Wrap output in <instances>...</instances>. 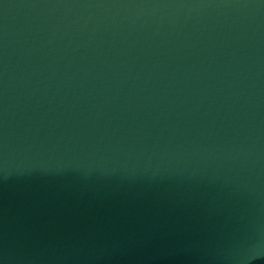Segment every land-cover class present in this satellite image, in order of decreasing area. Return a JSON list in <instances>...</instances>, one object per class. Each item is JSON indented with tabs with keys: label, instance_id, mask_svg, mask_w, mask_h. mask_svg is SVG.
<instances>
[{
	"label": "water",
	"instance_id": "obj_1",
	"mask_svg": "<svg viewBox=\"0 0 264 264\" xmlns=\"http://www.w3.org/2000/svg\"><path fill=\"white\" fill-rule=\"evenodd\" d=\"M106 242L264 256V0H0V252Z\"/></svg>",
	"mask_w": 264,
	"mask_h": 264
}]
</instances>
